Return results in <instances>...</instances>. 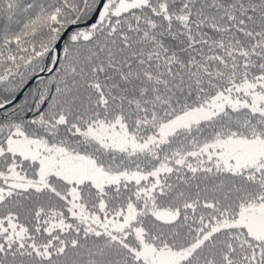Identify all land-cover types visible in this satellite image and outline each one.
<instances>
[{
  "label": "snow or ice",
  "instance_id": "snow-or-ice-1",
  "mask_svg": "<svg viewBox=\"0 0 264 264\" xmlns=\"http://www.w3.org/2000/svg\"><path fill=\"white\" fill-rule=\"evenodd\" d=\"M0 264H264V0H0Z\"/></svg>",
  "mask_w": 264,
  "mask_h": 264
}]
</instances>
